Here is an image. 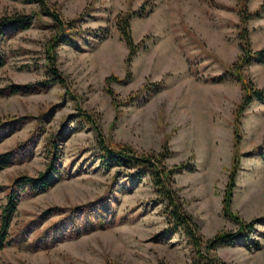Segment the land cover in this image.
Listing matches in <instances>:
<instances>
[{"label": "rangeland", "instance_id": "rangeland-1", "mask_svg": "<svg viewBox=\"0 0 264 264\" xmlns=\"http://www.w3.org/2000/svg\"><path fill=\"white\" fill-rule=\"evenodd\" d=\"M46 1L85 30L55 48L64 82L42 87L51 17L31 0H0V14L34 12L27 28L0 40V205L14 177L45 167L53 152L45 138L62 131L60 176L42 191L15 188L0 264H185L197 250L223 264H264V94L246 104L240 81L212 80L238 53L235 0ZM261 7L247 20L251 50L264 47ZM123 12H132L133 43H141L130 57L114 23ZM241 75L264 90V62L250 61ZM100 138L140 155L167 151L163 163L199 235L230 232L231 242L207 251L202 239L197 249L170 229L149 175L104 167Z\"/></svg>", "mask_w": 264, "mask_h": 264}, {"label": "trees", "instance_id": "trees-1", "mask_svg": "<svg viewBox=\"0 0 264 264\" xmlns=\"http://www.w3.org/2000/svg\"><path fill=\"white\" fill-rule=\"evenodd\" d=\"M35 2L40 12L47 14L51 17V25L54 28V32L50 34L45 41L44 51L47 60L45 70V77L41 79L38 84L42 87L49 86L53 83L62 84L63 76L56 67L55 62V48L58 42L74 43V36L80 31L85 30L84 27L76 25L74 19L61 20L57 11L50 7L46 0H31ZM249 0H235L236 4V14L237 30L235 32V37L237 39L238 53L232 63L224 66L221 73L214 75L212 80H221L227 77L234 78L241 82L242 90L244 91L242 99L247 104L253 98L262 99L264 90L262 88L253 87L252 84L243 81V75H241V70L250 61L256 60L264 62V47L251 50L248 36L247 20L251 17L259 16L262 12L261 2L257 7L249 9L247 7V2ZM132 12H123L122 14L116 15L114 19L115 26L121 36V38L126 43L130 57L135 49L141 44L133 43V39L130 32L129 22ZM34 12H26L23 10H11L0 14V40L2 36L6 33L13 34L21 29L27 28L33 21ZM104 35V34H102ZM128 59V58H127ZM4 60V55L0 50V66ZM152 88L157 87V83H152ZM9 92H16L18 90V85L11 84ZM146 88V86L138 89L141 91ZM149 87H147L148 89ZM25 90H30L29 84L26 86ZM0 93H2L0 89ZM86 114L84 111L79 110L76 116L78 118H84L87 122L91 121L90 118L86 119L84 117ZM46 113L40 115L38 120H43L46 118ZM62 135V131L58 129L52 135H47L45 138V144L52 146L53 152L50 158L46 161L45 167L38 170L35 175L19 174L14 177L13 182L16 186H21L22 188L26 185L33 192L42 191L48 187V185L56 180L60 176V171L56 166V157L58 155L57 149V139ZM99 148L101 154L99 158L102 159L101 163L104 167H107L111 161L125 166H133L135 171H138L136 175L140 173H147L150 178L151 186L160 195L159 197L163 202V211L165 217H167V222L171 224L170 229L180 230L195 246L200 249L201 240L203 237L197 232V226L192 220L191 216L186 213L183 209L179 197L176 194V190L172 185L173 179L171 178L172 171L166 167L163 163V158L167 156V151L165 152H154L149 155H140L134 153L130 147H111L108 143H105L103 139L98 140ZM6 152H2L0 155V166L5 165L6 162ZM110 161V162H109ZM16 186L12 184L11 190L5 194V202L0 205V248L5 244L10 242L7 237V228L9 226L10 218L15 210L16 206V196L15 188ZM158 197V198H159ZM57 208L56 205L46 207L43 211V215L49 214L53 209ZM239 222L238 229L242 230L245 228L246 223L242 221ZM249 224H247L248 226ZM244 227V228H242ZM239 230V231H240ZM234 233L230 232H216L213 235L203 239V244L205 249L212 250L215 246L230 243ZM198 257L192 259L185 264H223L222 261L215 255L208 253L199 252L197 250ZM103 264H119L114 261H106Z\"/></svg>", "mask_w": 264, "mask_h": 264}]
</instances>
